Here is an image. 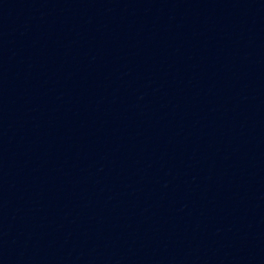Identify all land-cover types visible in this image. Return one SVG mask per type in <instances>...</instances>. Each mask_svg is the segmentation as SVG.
I'll use <instances>...</instances> for the list:
<instances>
[{
    "label": "water",
    "instance_id": "water-1",
    "mask_svg": "<svg viewBox=\"0 0 264 264\" xmlns=\"http://www.w3.org/2000/svg\"><path fill=\"white\" fill-rule=\"evenodd\" d=\"M0 264H264V7L0 0Z\"/></svg>",
    "mask_w": 264,
    "mask_h": 264
}]
</instances>
